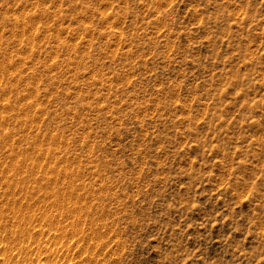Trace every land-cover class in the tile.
<instances>
[{"label": "rangeland", "instance_id": "rangeland-1", "mask_svg": "<svg viewBox=\"0 0 264 264\" xmlns=\"http://www.w3.org/2000/svg\"><path fill=\"white\" fill-rule=\"evenodd\" d=\"M0 264H264V0H0Z\"/></svg>", "mask_w": 264, "mask_h": 264}]
</instances>
